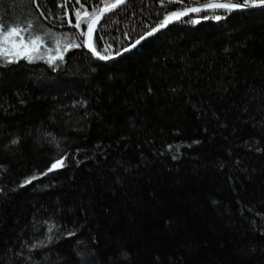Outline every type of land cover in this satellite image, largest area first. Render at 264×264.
<instances>
[{
	"label": "trees",
	"instance_id": "obj_1",
	"mask_svg": "<svg viewBox=\"0 0 264 264\" xmlns=\"http://www.w3.org/2000/svg\"><path fill=\"white\" fill-rule=\"evenodd\" d=\"M176 9L127 0L94 46L111 56ZM62 13L0 0L61 48L82 31ZM203 15L109 63L79 47L0 68V264H264V11Z\"/></svg>",
	"mask_w": 264,
	"mask_h": 264
},
{
	"label": "snow or ice",
	"instance_id": "obj_2",
	"mask_svg": "<svg viewBox=\"0 0 264 264\" xmlns=\"http://www.w3.org/2000/svg\"><path fill=\"white\" fill-rule=\"evenodd\" d=\"M169 7L177 8L179 10L167 11L164 19L159 22L158 27L152 28L150 32H146L141 35L133 44L128 47L121 46L120 49L116 50L111 56L108 54L101 55L100 51L93 43V33L96 31V26L108 12L116 9L118 6L126 3V0H56L59 7L63 9L62 15L58 17L62 22H66L71 25L74 29L79 30L83 26L86 31H77L74 33L76 39L67 42L63 48L60 47L61 37L56 36L52 30L47 33H36L35 25L31 22L28 23L27 28L20 25H8L0 20V68L7 67L12 64H19L20 60H25L27 63H34L38 60H44L49 64L50 67H55L58 62L64 60V53L71 48H79L82 46L88 47L92 54L95 55L101 61H108L114 59L117 56H123L127 52L133 51L142 41H145L148 37L153 36L160 29L166 27L169 23L176 20H181L182 17L188 16L192 13L204 12L205 15L196 19L195 23H199L200 20H207L209 18L216 21L226 19L234 13L240 12H251L254 9L264 11V0H162ZM32 4H36V0H31ZM38 6V5H37ZM218 10L224 13V16L215 14ZM212 11L214 14L209 17L206 13ZM71 12L73 19L68 18ZM43 14V13H41ZM68 18V19H66ZM80 37H85L83 40ZM65 41L68 40L69 34L64 33L62 37ZM98 39H102L98 38ZM53 42L55 47L52 46ZM107 47H112L108 45ZM107 52V48L104 49ZM100 65H97L99 67ZM151 91V90H149ZM86 103V102H83ZM50 135V134H49ZM18 141L13 140L15 144ZM198 143V141H193ZM58 146V145H57ZM170 148L172 146H169ZM259 151V149H257ZM67 154L65 153V156ZM173 156V159H176ZM64 156L59 160L54 161L48 171H52L59 167H64ZM41 175H47V172L41 173ZM36 179L35 176L25 179L24 184L31 183L32 180ZM24 185L22 184L21 187ZM49 232L52 228L48 229ZM69 236H75L76 231L71 230L67 233ZM51 241V237H48ZM77 244L81 243L80 240L76 241ZM40 245L33 244L32 248H38ZM77 256L83 258L84 253L78 251ZM126 258V253H121Z\"/></svg>",
	"mask_w": 264,
	"mask_h": 264
},
{
	"label": "water",
	"instance_id": "obj_3",
	"mask_svg": "<svg viewBox=\"0 0 264 264\" xmlns=\"http://www.w3.org/2000/svg\"><path fill=\"white\" fill-rule=\"evenodd\" d=\"M126 1H127V0H126ZM202 2H204V1H201V3H202ZM124 5H125V4L118 6L116 9L111 10V11L108 12L107 14L119 10V9H120L122 6H124ZM176 10H179V9H176ZM254 10H259V9H254ZM107 14H106V15H107ZM165 14H166V13H165ZM165 14L161 17V19L158 21V23L155 25V27H158L159 22L162 21V20L164 19ZM192 14H195V13H192ZM192 14H189V15H192ZM189 15H188V16H189ZM185 17H187V16H185ZM182 18H184V17H182ZM182 18H181V19H182ZM178 21H179V20H176V21H174V22H172V23H169L166 27H164L163 29H160V30H159L157 33H155L153 36H155V35L161 33L162 31H164L165 29H167L169 26L175 24V23L178 22ZM153 28H154V27H153ZM151 30H152V29H151ZM151 30H150V31H151ZM82 31H86V28L82 27ZM150 31H148V32H150ZM153 36H151V37H153ZM151 37H148L147 39H149V38H151ZM84 38H85V37H81V40H83ZM139 38H140V37H139ZM139 38H138V39H139ZM147 39H146V40H147ZM135 41H136V40H135ZM135 41H134V42H135ZM134 42H133V43H134ZM143 42H144V41H142L141 44H142ZM133 43H131V44H133ZM131 44H130V45H131ZM138 46H139V45H138ZM138 46H137V47H138ZM127 47H128V46H127ZM137 47H136V48H137ZM136 48H135V49H136ZM82 49H83L84 51H86L88 54H90V55L93 57V59H95L96 61L101 62V63H109V62H112V61L117 60L118 58H121V57H122V56H117V57H115L114 59H109L108 61H101V60H99L95 55L92 54L91 50H90L88 47H86V46H82ZM133 50H134V49H133ZM127 53H129V52H127ZM127 53H125V54H127ZM125 54H124V55H125ZM124 55H123V56H124Z\"/></svg>",
	"mask_w": 264,
	"mask_h": 264
}]
</instances>
